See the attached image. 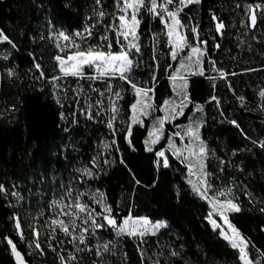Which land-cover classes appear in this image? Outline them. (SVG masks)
Listing matches in <instances>:
<instances>
[{
  "label": "trees",
  "instance_id": "16d2710c",
  "mask_svg": "<svg viewBox=\"0 0 264 264\" xmlns=\"http://www.w3.org/2000/svg\"><path fill=\"white\" fill-rule=\"evenodd\" d=\"M116 5L117 0H0V30L15 45L0 43V186L5 189L0 191V264H14L5 238L28 264H61V256L65 264H241L239 252L211 228L209 201L193 191L183 157L168 154L169 167L156 166V153L168 150L170 132L183 135L194 120L201 122L206 148L207 195L232 189L231 198L241 211L230 213L229 220L250 241L253 260L264 264V0H199L183 7L178 16L182 34L190 47L202 48L203 75L187 77L184 114L167 120L160 143L147 146L149 131L163 114L149 110L128 135L134 101L129 85L118 79L69 77L54 88L51 79L59 74L55 57L64 54L50 34L71 36L92 27V37L82 47L106 44L100 37L109 24L119 23ZM178 6L175 0L169 8ZM139 18L141 51L134 55L132 79L142 87L154 86L150 95L156 109L165 100L179 105L182 97L174 94L169 79L179 59L171 60L165 26L146 10ZM218 23L223 25L220 33ZM107 35L118 52L115 33L107 30ZM192 69L200 71L195 65ZM107 83L116 91L124 89L113 129L107 122L108 102L114 98L106 91L99 94ZM85 169L92 177L83 174ZM97 190L118 222L131 215L165 226L137 239L117 236L107 226L93 230L89 222L84 243L76 231L73 241L58 229L50 230L52 220L79 193H86L82 202L99 212L91 199ZM49 231L53 237H47ZM69 254L75 259L68 261Z\"/></svg>",
  "mask_w": 264,
  "mask_h": 264
},
{
  "label": "snow or ice",
  "instance_id": "6c2138e0",
  "mask_svg": "<svg viewBox=\"0 0 264 264\" xmlns=\"http://www.w3.org/2000/svg\"><path fill=\"white\" fill-rule=\"evenodd\" d=\"M96 2L99 3L100 0H96ZM174 2L175 0H162L161 3H158V0H117L116 6L121 15L116 16L115 19L119 23L109 24L107 30H111L115 33V46H118L120 49L118 52L113 51V41L109 39L107 30L105 34H102L100 37L101 41L107 42L106 44H88L87 47H82V44H87V41L92 37V27H85L82 32L76 31L71 36L63 31L59 32V39L66 43H64L63 47H61L60 44H57V47L60 48L62 53L67 50L68 55H58L55 57V60L57 61L56 67L58 68L59 74L51 78L53 87H58V81L69 77L106 82L118 79L119 81L124 82L130 86V90L134 95V101L129 105L131 115L129 117L130 123L128 124V135H131L132 125L141 124L142 117L149 115V110H159L166 113L165 116L160 117L155 121L157 126L149 131V139L145 141L146 146L149 144H156L160 139V136L163 135L165 122L169 119H175L177 115H183V109L187 107L186 102L189 101L186 91L187 77L183 73L188 72L190 74L203 75V69L200 68V64L204 52L199 47H190L187 37L179 32V29L182 28L183 25L178 18L183 7H186L187 4L193 2L198 3L199 0H178L179 6L176 7L175 10H172L169 8V5H173ZM142 10H146L149 15L154 18H159L160 22L167 29L165 35L167 36V44L171 49V59L173 61L180 59L179 67L169 75L174 93L177 96L182 97L179 105H176L172 100H165L163 105H161L159 109H156L152 103V96L150 95L154 90V86L153 88L142 87L138 82H135L132 79L131 73L136 66L134 55L141 51L140 44L138 43L140 39L138 31L141 23L139 17ZM98 15L103 18L105 13L100 12ZM213 19H215V17H213ZM255 21L256 17L253 15V25L255 24ZM222 27L223 25L218 23L216 25L217 31H220ZM196 31L195 28L192 29L193 33ZM3 42L11 44L13 48L15 47L9 37L0 30V43ZM189 47L190 51L187 56L181 59L180 53ZM105 48L107 50H104ZM73 49L75 50L73 51ZM4 58L7 59L6 56ZM153 59L155 60L156 57L154 56ZM185 61H187V63H185ZM192 65H195L200 71L193 72ZM36 67L39 68V65ZM171 67L172 65H169V68ZM86 70H91V72ZM11 75H13V73L9 70V76ZM41 75H43V73H41ZM155 79L156 77L153 76V80ZM93 91L98 90L93 89ZM105 91L111 93L114 98L110 101V108L108 109L113 115L110 116L107 122V127L113 129V122L117 119L121 111L117 102L123 99L122 92L124 89L116 91L111 83H107L106 89L99 94L103 96ZM260 95L264 96V91H262ZM212 99H215V97ZM200 107L201 106L197 105L198 110ZM97 115H99V112H97ZM232 123L235 124V121H232ZM173 135L180 136L181 141H183L184 137L189 138V143L185 145L183 149L177 148L171 138H169V148L173 149V155L183 157V161L187 162L190 176L198 174L201 177H206L207 174L203 172V158L206 153V148L203 141L200 139L199 126L197 125L196 127H193L189 124L183 135L179 132L174 133ZM197 141H199L198 144L195 143ZM113 143H115V141H113ZM194 144L195 147L193 146ZM260 146L264 147V142H261ZM105 147H107V145H105ZM146 150L152 151V148L146 147ZM185 151L187 152V155L184 154ZM156 155L157 157L164 158L163 166L165 168L169 167V160L168 158H165V152H157ZM105 163H107V161H105ZM121 163H123V161H121ZM83 174L88 177H92L93 175L88 169H85ZM189 183L192 185L193 191L200 195L202 199H208L212 211L208 214L207 219L211 224L213 231L216 232L217 229H219L220 237L227 241L232 249L239 251V260L241 261V264H257L249 254L250 241L243 237L229 220L230 213L241 211L240 206L234 203L233 198H231L232 189L227 188L225 190H220L215 196L208 197L207 191L211 185L208 184L206 178H201L199 183L189 180ZM201 187H203V191H201ZM0 191H5L3 186H0ZM13 195H16V193H13ZM68 195H72L71 191H69ZM84 195H86V193H79L73 200H70L68 204L64 205L61 209L60 215L71 216L72 219L70 222L53 219L51 222L53 233H55L56 227L58 226L60 231L64 232L66 236H72L73 241H75L77 237L69 231V224L74 231L78 227L76 223L78 220H82L85 224L91 222L93 230L102 229L107 226L108 228L115 230L117 236L126 235L131 237H142L150 232L154 233L161 227L165 226L163 222L152 224L147 218H134L131 215L118 222L113 213V209L105 202V196L103 193H100L99 190H97L91 196L93 203L100 206L99 212L90 208L87 203L82 202L81 197ZM219 197H225V199L220 200ZM64 208H67L68 210L64 211ZM261 211L264 212V209H261ZM213 214L219 215L220 219L225 225H227V229L231 232V235L225 231L220 223L212 218ZM16 228L18 231L20 230V224L18 221L16 223ZM88 230V228L81 229V235L78 237L80 243H84L85 236L83 233L88 232ZM5 239H7V243L11 246L13 255L17 257L18 264H23V257L17 251L16 245L11 239ZM21 239H23L22 233ZM36 246L39 248L38 243ZM104 249L107 251V245H104ZM97 254L99 255V253ZM172 255L175 256L178 254L173 252ZM60 259L61 264H65V257L61 256ZM67 259L68 261H71L74 260L75 257L69 254ZM261 259L264 260V253H261Z\"/></svg>",
  "mask_w": 264,
  "mask_h": 264
},
{
  "label": "rangeland",
  "instance_id": "374dc122",
  "mask_svg": "<svg viewBox=\"0 0 264 264\" xmlns=\"http://www.w3.org/2000/svg\"><path fill=\"white\" fill-rule=\"evenodd\" d=\"M121 15V14H120ZM169 23H170V21H169ZM165 30L167 31V29L165 28ZM179 32L182 34V30H181V28L179 29ZM58 33H59V31H54V32H52L51 34H50V37L52 38V41H53V44H54V46H55V48L61 53V54H64L63 56H67L68 55V51L66 50L65 52H61L60 51V48H58L57 47V44H60V46L61 47H63V45H64V43H66V42H64V41H62L61 39H59V37H58ZM197 47H199V46H197ZM201 50H202V48L201 47H199ZM75 49H73V51H74ZM188 52L189 51H187V52H185V54H183L180 58L182 59L183 57H185V56H187V54H188ZM62 56V55H61ZM202 58H203V56L201 57V61H202ZM172 60V59H171ZM185 63H187V61L185 62ZM179 64H180V59H179V61H178V64H177V66H176V68L177 67H179ZM176 70V69H175ZM186 77H188L189 75H190V73H188V72H184L183 73ZM78 80H81V79H78ZM98 82H102V81H98ZM187 86H188V81H187ZM175 94V93H174ZM112 101V100H111ZM110 108V101L108 102V109ZM109 112V116H111V115H113V113H111L110 111H108ZM162 112V114H163V116L164 115H166V113L165 112H163V111H161ZM177 116H179V115H177ZM146 118H147V116H145ZM193 118H191L190 119V121L192 120ZM189 124H191L193 127H196L197 125L199 126V135H200V128H201V122H199V120L198 121H196V120H194L193 122H191V123H189ZM188 124V125H189ZM187 125V126H188ZM174 133L173 132H170V134H169V137L171 138V137H174V135H173ZM182 135V134H181ZM161 137L162 136H160V139L158 140V142L156 143V144H150V145H158L159 143H160V141H161ZM200 139H201V137H200ZM171 140H172V142L175 144V146L177 147V148H181V149H183L184 147H185V145H187L188 143H189V138L188 137H184V139H183V141H181V140H177V141H175L174 139H172L171 138ZM202 141V140H201ZM196 144H198L199 143V141H197V142H195ZM204 144V143H203ZM194 147H195V144L193 145ZM167 149L168 150H162L163 152H165V158H167V155L169 154L170 156H172V157H175V158H179V157H177L176 155H173V149H170L169 148V141H168V143H167ZM159 152H161V151H159ZM185 155H187V152L185 151V153H184ZM205 158H206V153H205V155H204V158H203V165H204V167H203V172L205 173ZM163 159L164 158H161V157H157V155H156V166L157 167H159V166H161V167H164L163 166ZM187 163V162H186ZM187 170H188V168H187ZM189 173V172H188ZM192 180H193V182H195V180H197L198 181V183H199V180L201 179V178H206V177H201V176H199L198 174H194V175H192ZM203 188V187H202ZM204 190V189H203ZM219 199L220 200H223V199H221L220 197H219ZM68 209L67 208H64V211H67ZM61 213V212H60ZM60 213L58 214V216H57V218L56 219H58V220H64V221H66V222H70L71 221V219H72V217L71 216H64V215H60ZM213 219H215L218 223H220L223 227H224V229H225V231L226 232H228V234L229 235H231V232L227 229V225H225L224 224V222L220 219V217H219V215H217V214H213V217H212ZM208 220V219H207ZM151 222V221H150ZM77 225H78V227H77V229L76 230H74L73 231V229L71 228V226H70V224H69V231H71L72 233H74L75 231L77 232V234H81V229H83V228H88V224H85V223H83L82 222V220H78L77 222ZM152 224H155V223H158V222H151ZM210 224V223H209ZM210 226H211V224H210ZM161 228H163V227H161ZM160 228V229H161ZM211 228H212V226H211ZM56 229H58L59 231H60V229H59V227L57 226L56 227ZM50 230H53V226L50 228ZM50 232V234H47V237H49V236H52L53 237V233L51 232V231H49ZM60 232H62V231H60ZM156 232V231H155ZM154 232V233H155ZM217 232L219 233V229H217ZM62 233H64V232H62ZM86 233L87 232H85V233H83V235L86 237ZM150 233H152V232H150ZM149 234V233H148ZM147 235V234H146ZM145 236V235H144ZM144 236H136L135 238H137V239H141V238H143ZM222 238V237H221ZM36 240L38 241H40V239L38 238V236H37V234H36ZM43 241L44 242H46V240H44L43 239ZM227 242V241H226ZM228 243V242H227ZM36 248H38L36 245H37V242L35 241L34 242V244H33ZM228 245L230 246V244L228 243ZM39 247H40V244H39ZM93 247V246H92ZM231 247V246H230ZM94 250H96V248L94 247L93 248ZM238 251V250H237ZM239 252V251H238ZM241 262V261H240Z\"/></svg>",
  "mask_w": 264,
  "mask_h": 264
},
{
  "label": "water",
  "instance_id": "95a60500",
  "mask_svg": "<svg viewBox=\"0 0 264 264\" xmlns=\"http://www.w3.org/2000/svg\"><path fill=\"white\" fill-rule=\"evenodd\" d=\"M215 23H216V21H215ZM218 33H220V31H218ZM18 252H19V251H18ZM19 253H20V252H19ZM11 254H12V258H13L14 264H18L17 257L13 255L12 251H11ZM20 254H21V253H20ZM21 256H22V254H21ZM22 257H23V256H22ZM23 264H28V263L24 260V258H23Z\"/></svg>",
  "mask_w": 264,
  "mask_h": 264
},
{
  "label": "built area",
  "instance_id": "2783aa9c",
  "mask_svg": "<svg viewBox=\"0 0 264 264\" xmlns=\"http://www.w3.org/2000/svg\"><path fill=\"white\" fill-rule=\"evenodd\" d=\"M178 137H179V136H178ZM181 164L184 165L186 168H188L187 165L184 164V162H182ZM197 183H198V182H197ZM201 191H203V188H202V187H201ZM207 196H208V195H207ZM208 197H209V196H208Z\"/></svg>",
  "mask_w": 264,
  "mask_h": 264
}]
</instances>
